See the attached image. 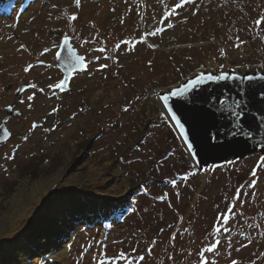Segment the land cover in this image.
<instances>
[{
    "label": "rangeland",
    "instance_id": "rangeland-1",
    "mask_svg": "<svg viewBox=\"0 0 264 264\" xmlns=\"http://www.w3.org/2000/svg\"><path fill=\"white\" fill-rule=\"evenodd\" d=\"M181 1L0 6V122L9 104L24 114L7 124L13 137L0 146V264H31L20 251L36 231L47 235L31 240L50 256L45 264H264V154L197 168L157 99L201 72L263 75L264 0ZM62 37L86 60L66 94L54 93ZM22 83L29 89L17 103ZM125 170L127 182L143 181L148 194L138 192L140 203L120 215L109 205L128 194ZM153 199L168 201L171 212ZM89 203L110 226L93 224L96 208L86 209L78 219L91 225H67L71 241L56 246L58 222ZM135 210L145 223L138 225ZM144 228L156 237L137 238Z\"/></svg>",
    "mask_w": 264,
    "mask_h": 264
},
{
    "label": "water",
    "instance_id": "water-1",
    "mask_svg": "<svg viewBox=\"0 0 264 264\" xmlns=\"http://www.w3.org/2000/svg\"><path fill=\"white\" fill-rule=\"evenodd\" d=\"M55 61L63 74L60 89L66 91L73 72L84 68V58L64 38ZM25 87L17 91L19 98ZM157 99L197 168L256 150L264 154V74L201 72ZM5 111L9 115L0 124V144L11 137L5 123L21 114L12 107Z\"/></svg>",
    "mask_w": 264,
    "mask_h": 264
},
{
    "label": "trees",
    "instance_id": "trees-1",
    "mask_svg": "<svg viewBox=\"0 0 264 264\" xmlns=\"http://www.w3.org/2000/svg\"><path fill=\"white\" fill-rule=\"evenodd\" d=\"M10 1L11 0H0V6H2V5H5V7H7V6H9L10 5ZM229 6V5H228ZM249 6V9H254L255 8V5H252V4H249L248 5ZM253 15H254V17L256 16V14H254V10H253ZM129 16V15H128ZM255 18H257V16L255 17ZM254 18V19H255ZM255 21L256 22H259L260 23V19H255ZM145 46V45H144ZM197 45L196 44H194V45H192V47H196ZM262 46H264V44H262ZM191 47V48H192ZM263 48L264 47H261L260 46V48H258V50H260V51H263ZM145 49L147 50V49H149L148 47H145ZM188 49V48H187ZM154 51V50H153ZM155 53V52H154ZM83 132V131H82ZM67 141H71L70 139H67ZM72 141L74 142L71 146H73L74 144L75 145H77L78 146V142H79V140H78V137H74L73 139H72ZM140 147H142V146H140ZM84 155L86 156V153H84ZM86 158V157H85ZM120 158V157H119ZM118 160V159H117ZM87 161L85 160V163H86ZM118 163H120V162H118ZM121 166H123V167H125L126 166V164L124 165V164H121ZM128 169H130L129 167H128ZM126 171V170H125ZM129 174H131V172H128V171H126V173L124 174V181L126 180V178H128V176H129ZM125 182H127V180L125 181ZM140 182V181H139ZM171 184V183H170ZM129 187V188H128ZM157 187L158 188H162V190L164 189L163 187V185L161 186L160 184L159 185H157ZM125 190H126V192H128V194H127V196L126 197H124L122 200H117V201H114V202H112V204L111 205H109V206H115V207H117V208H121L120 209V211H119V214H121L123 211H128L129 209H130V207L129 206H136V205H138L139 203H140V200H138L137 198H136V194L138 193V192H144L146 195L148 194V189L144 186V183H143V181L142 182H140V183H138V186L137 185H133L132 184V179L130 180L129 179V181L127 182V184L125 185ZM147 197H149V196H147ZM73 199V198H72ZM74 200V199H73ZM154 204H155V206L156 205H166V207H164V208H167L166 210L167 211H169V212H171L170 210H171V206H170V204L168 203V201L167 202H162V200H155V199H153V201H152ZM96 208V206L95 205H93V207H92V203H89L88 204V207L87 208H84L83 210H84V212H81L80 214H76V215H74V216H69V217H65V219L66 220H62V221H59L58 222V224H57V226L59 225L60 226V228H62L63 229V231H62V234L60 235L61 237H59V238H62L61 239V243H57V245L56 246H63L65 243H64V241L66 240L65 238H67V240L68 241H71V237H72V235H73V232H67L68 230H69V228L70 227H72V226H78V225H80V224H83V223H85V224H88V221L87 220H85L86 218L84 217V218H80V219H78L80 216L82 217V214H86L85 212H87V211H92V210H94ZM106 208H107V206H105L104 208L103 207H101V206H99V210L100 209H102V210H106ZM86 209H87V211H86ZM154 213H155V215L157 214V210H152ZM95 212H98V209L96 208L95 210H94V213ZM92 213L93 214V216L94 217H96V219L97 220H99V222L100 223H105V222H108V221H110L111 220V218H109V217H106V216H100L101 218H99L98 216H97V213ZM132 213H137L136 214V216H135V218L137 219V221H138V225H140V224H142L143 222H144V220L142 221V218H140V217H142V214L140 213V212H137L136 210H135V212H132ZM91 213H88L86 216H88V215H90ZM161 212L158 214V217H160L161 215ZM154 215V214H153ZM176 217L180 220L181 218V215L179 216V214H177L176 215ZM74 218H76V219H74ZM140 220V221H139ZM65 221H67V222H65ZM145 223V222H144ZM67 225L69 226L70 225V227L69 228H67ZM174 225V224H173ZM139 227V226H138ZM170 227H166V231H167V229H169ZM171 228H173V227H171ZM140 229H141V227H140ZM44 236H47L43 231H36L35 232V234H32V235H30V238H28V240H27V243H28V245L30 246V247H28V250H26V252H24V250H21L20 252H21V254H20V259L21 258H24L25 259V261L26 262H31V264H45L46 263V259H49L50 258V256L47 254V253H43L42 251H41V249H43L42 247H35V245H33L32 243H31V240H33L34 241V238H36V237H40V239L41 240H44V239H46L47 237H44ZM146 237L147 239H151L152 238V236L153 237H156V236H154L153 235V233L150 231V230H148V229H146V228H144V229H142V230H139L138 231V234H137V238H140V237ZM160 238V237H159ZM26 240H24V241H26ZM54 238H48V241L50 242V244L51 243H53L54 242ZM160 240H163V239H160ZM17 242H20V240H18ZM57 242V241H56ZM154 243H156L154 240H153V244ZM22 260V259H21ZM23 261V260H22Z\"/></svg>",
    "mask_w": 264,
    "mask_h": 264
}]
</instances>
